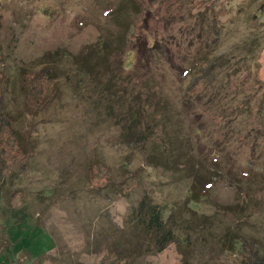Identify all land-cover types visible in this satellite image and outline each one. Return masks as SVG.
I'll return each mask as SVG.
<instances>
[{
	"label": "rangeland",
	"instance_id": "374dc122",
	"mask_svg": "<svg viewBox=\"0 0 264 264\" xmlns=\"http://www.w3.org/2000/svg\"><path fill=\"white\" fill-rule=\"evenodd\" d=\"M119 1L0 0V69L8 80L7 109L19 134L35 142L26 171L8 176L0 188V264H238V241H232L238 235H247L264 250V113L247 120L250 133L262 129L258 148L232 140L209 155L201 141L192 146V155L205 162L201 173L210 177L208 195L188 203L196 211L192 213L184 202L187 184L170 183L147 166L140 147L118 135L101 101L94 105L98 92L91 85L109 77L102 55L92 56L90 76L84 74L82 81L75 64L48 56L57 49L78 56L96 46L100 32L101 41L111 40L122 30L116 20H126L124 25L133 21L136 28L146 20L164 41L180 45L203 26L208 41L217 38L223 49L251 35V13L258 15L256 30L264 31V12H256L262 0H133L137 15L127 19L120 14L115 20L109 12ZM210 23L217 28L215 35L207 32ZM48 63L56 69V92L43 110L31 114L21 76ZM122 72L124 76L127 70ZM149 74L175 104L180 91L175 76L165 67ZM116 79L120 83L121 77ZM233 83L240 90L232 91L224 106H235L247 93L253 94L254 108L260 104L264 47ZM176 118L171 117L174 136ZM177 120L182 132L191 135L189 119L179 115ZM244 124L237 121L241 134L235 137H243ZM184 144L183 138L176 140L186 151ZM208 166L216 169L208 171ZM143 193L198 230L175 224L176 240L155 251L151 238L127 219Z\"/></svg>",
	"mask_w": 264,
	"mask_h": 264
},
{
	"label": "trees",
	"instance_id": "16d2710c",
	"mask_svg": "<svg viewBox=\"0 0 264 264\" xmlns=\"http://www.w3.org/2000/svg\"><path fill=\"white\" fill-rule=\"evenodd\" d=\"M259 9L260 13L264 12V0L257 5L256 12ZM138 10L136 1L120 0L109 14L115 20L120 14L131 19ZM257 18V13L249 15L250 36L223 49L218 47L217 38L208 41L203 35V26L196 37H189L180 45L164 41L146 20V24H140L139 28L133 21L124 25L126 20H116L122 30L119 29L111 40L106 37L105 41H101L104 35L100 32L96 46L82 52L84 54L74 56L57 49L48 56L53 61L64 59L75 64L79 71L76 76L82 81L84 74L90 76L92 56L96 53L102 55V64L109 77L104 83L91 85V90L98 92L94 105L101 101L104 115L117 127L118 135L127 143L140 147L147 166L160 171L170 183L176 179L187 184L184 202L187 209L194 213L196 211L188 203H197L208 195L210 177L201 173L205 162L192 155V146L201 141L207 146L209 155L217 153L232 140L248 142L252 149L261 146L259 139L263 134H258L262 129L252 127L254 131L250 133L247 120L264 113L261 103L264 90L260 104L255 108L251 103V93H247L245 99L235 106H224L222 103L232 91L240 90L238 84L233 83L234 77L248 63L251 64L264 47V31L256 30ZM215 31L217 28L210 23L207 32L215 35ZM170 33L167 30V35ZM194 41L197 42L195 45ZM161 67L167 68L180 86L175 104L159 88V79L149 74L153 68L159 70ZM125 69L127 72L122 76ZM55 70L54 65L48 63L22 74L23 98L31 114L43 110L51 100L49 97L55 94V90L52 92ZM116 77H121L120 83H117ZM66 78L69 79L68 73ZM7 84V76L0 69V188L8 176L26 171L35 144L19 134L15 120L7 109ZM60 88L59 85L57 89ZM173 115H177L176 136L170 133L174 127L171 124ZM179 115L189 119L193 130L191 135L182 132L180 120L177 122ZM241 120L245 122L243 128L245 126L246 131L240 138L234 134H241V128L236 127L237 121ZM207 137L209 141L205 143ZM181 138L186 151L176 146V140ZM211 163H218V159H211ZM214 169V166L206 168L208 171ZM166 211L164 205L155 201L151 194L143 193L127 215L136 229L151 238L155 251L163 250L176 240L175 224L178 229L198 230L185 224L174 212ZM234 240L238 241V264H264V250L255 241L247 235H238ZM228 246L233 248L234 244L230 242Z\"/></svg>",
	"mask_w": 264,
	"mask_h": 264
},
{
	"label": "crops",
	"instance_id": "0c3cea01",
	"mask_svg": "<svg viewBox=\"0 0 264 264\" xmlns=\"http://www.w3.org/2000/svg\"><path fill=\"white\" fill-rule=\"evenodd\" d=\"M8 247H9V246H8ZM8 247H7V248H8ZM1 254H2V253H1ZM0 256H1V255H0Z\"/></svg>",
	"mask_w": 264,
	"mask_h": 264
}]
</instances>
